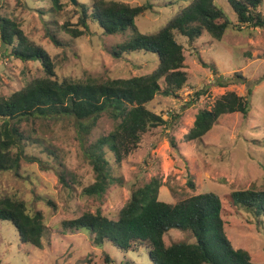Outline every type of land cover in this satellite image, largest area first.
Wrapping results in <instances>:
<instances>
[{"label":"rangeland","instance_id":"rangeland-1","mask_svg":"<svg viewBox=\"0 0 264 264\" xmlns=\"http://www.w3.org/2000/svg\"><path fill=\"white\" fill-rule=\"evenodd\" d=\"M118 1L153 3V9L137 19L144 33L157 32L190 2ZM215 2L232 24L220 40L204 31L190 41L175 31L184 47L187 81L178 96L159 93L147 104L166 122L146 132L135 152L121 164H115L107 153L114 181L103 197L84 193L96 181L85 147L114 130L116 122L107 113L84 136V143L70 119L40 118L21 124L31 137L24 141L25 156L18 171L0 173V196H17L26 201L31 212L43 213V245L22 242L14 224L0 220V264H109L106 253L116 264H151L145 246L134 252H123L109 241L99 246L88 230L70 228L64 222L97 210L116 219L132 192L152 178L160 181L158 198L165 202L176 203L205 192L223 197L225 230L233 246L248 250L254 264H264V215L237 208L225 198L236 190L264 191V28L240 24L227 0ZM81 3L90 7L92 0H76V4L63 0L59 11L54 10L51 0H0V17L18 23L29 41L50 54L58 79L128 78L156 68L159 59L153 53L115 55L113 51L125 36L105 34L91 19L89 31L78 38L63 31L61 26L66 22L79 27ZM260 9L264 14V0ZM49 33L55 34L60 44L54 43ZM210 64L225 86H219ZM45 75L39 60L17 58L0 36V96L8 97ZM160 83L163 89L164 80ZM249 88L251 110L246 117L240 112L225 114L202 139H186L199 110L212 108L216 99L229 91L247 96ZM61 173L66 183L60 180ZM164 240L167 245L195 242L190 232L180 229H171Z\"/></svg>","mask_w":264,"mask_h":264},{"label":"trees","instance_id":"trees-1","mask_svg":"<svg viewBox=\"0 0 264 264\" xmlns=\"http://www.w3.org/2000/svg\"><path fill=\"white\" fill-rule=\"evenodd\" d=\"M227 1L240 24L264 28V14L260 9L263 0ZM51 2L54 10L64 7L63 0ZM153 6L151 2L132 5L118 0H92L90 7L78 5L79 27L68 22L62 24L63 31L78 38L89 31L88 20L91 19L105 34L125 36L113 51L115 55L144 52L156 54L159 59L150 73L106 80L93 77L58 79L50 54L29 41L18 23L0 17V36L12 54L24 61L39 60L46 72L44 77L31 80L8 97L0 96V173L17 172L20 168V161L25 156L24 141L31 137L22 129L23 122L40 118L73 120L80 141L84 143V136L90 134L102 114L107 113L116 122L114 130L85 147L96 172V181L87 186L84 193L104 196L114 181L107 153L115 164H121L135 152L146 132L166 122L147 104L159 93L178 96L187 81L184 47L177 41L175 31L190 41L199 38L204 31L220 40L232 24L215 0H190L157 32L144 33L138 28L137 19ZM49 35L54 43L60 44L55 34ZM210 66L219 86H225L216 67ZM238 78L243 80L241 75ZM161 80L165 82L163 89ZM201 94L197 92V95ZM251 94V88L247 96L229 91L218 97L212 108L199 110L186 139H202L225 114L240 112L246 117L251 110ZM170 142L176 147L174 139ZM60 180L66 183L63 173ZM188 182L194 187L191 179ZM160 186V181L152 178L136 188L116 219L97 210L66 221L64 225L88 230L99 246L109 241L123 252H134L145 246L151 264H254L249 251L235 248L226 233L223 197L215 192H205L169 203L158 198ZM225 198L237 208L264 215V191L236 190ZM0 220L13 223L22 242L42 247L43 213L31 212L25 200L14 195L0 196ZM171 229L190 232L195 242L167 245L164 236ZM105 260L116 264L108 253Z\"/></svg>","mask_w":264,"mask_h":264},{"label":"water","instance_id":"water-1","mask_svg":"<svg viewBox=\"0 0 264 264\" xmlns=\"http://www.w3.org/2000/svg\"><path fill=\"white\" fill-rule=\"evenodd\" d=\"M71 1H72V3L76 4V0H71Z\"/></svg>","mask_w":264,"mask_h":264}]
</instances>
